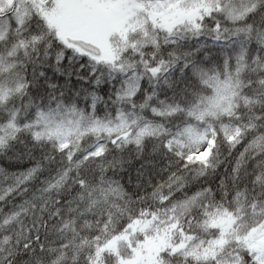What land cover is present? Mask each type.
I'll list each match as a JSON object with an SVG mask.
<instances>
[{"label": "snow or ice", "instance_id": "1", "mask_svg": "<svg viewBox=\"0 0 264 264\" xmlns=\"http://www.w3.org/2000/svg\"><path fill=\"white\" fill-rule=\"evenodd\" d=\"M0 264H264V0H0Z\"/></svg>", "mask_w": 264, "mask_h": 264}]
</instances>
